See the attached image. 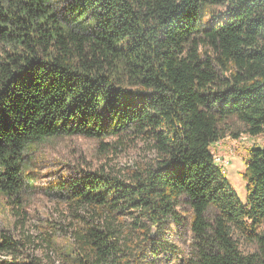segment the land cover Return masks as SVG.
Masks as SVG:
<instances>
[{
  "label": "trees",
  "instance_id": "1",
  "mask_svg": "<svg viewBox=\"0 0 264 264\" xmlns=\"http://www.w3.org/2000/svg\"><path fill=\"white\" fill-rule=\"evenodd\" d=\"M221 1L71 0L62 10L60 0H0V193L20 192L25 154L41 139L145 134L154 164L130 181L85 172L70 197L103 215L137 211L147 237L142 219L179 225L186 203L198 264H264V145L249 149L245 202L211 148L233 117L264 135V0H224L225 13L204 19ZM202 41L221 75L201 57ZM234 229L262 254L241 252ZM78 238L87 256L76 264H106L120 250L115 230L91 226Z\"/></svg>",
  "mask_w": 264,
  "mask_h": 264
},
{
  "label": "rangeland",
  "instance_id": "2",
  "mask_svg": "<svg viewBox=\"0 0 264 264\" xmlns=\"http://www.w3.org/2000/svg\"><path fill=\"white\" fill-rule=\"evenodd\" d=\"M69 1L60 0V8L64 10ZM228 6L224 0L208 6L204 19L225 13ZM199 53L222 74L223 67L207 41H202ZM222 128L226 136L211 148L216 157L218 153L228 159L224 167L226 177L239 199L245 202L244 172L249 149L263 146L264 135H249L243 123L234 117L227 119ZM158 158L153 140L145 134L101 138L60 135L33 143L24 158L22 189L12 197L0 193V247L4 236L9 239L6 249L0 251V264L7 261L76 264V260L80 263L87 255L78 236L91 226L106 232L115 230L118 235L120 250L106 264H198L199 247L191 230L190 205L183 203L177 208L183 220L178 221L179 225L167 221L164 227L157 228L142 219L147 228L155 230V236L150 238L146 236V227L136 224L137 211L126 209L103 215L101 208L83 205L70 197L71 185L85 172L105 173L130 181L135 172L154 164ZM206 217L213 221L212 212ZM257 232L264 235V222ZM233 238L244 254H262L260 243L250 234L234 229Z\"/></svg>",
  "mask_w": 264,
  "mask_h": 264
},
{
  "label": "built area",
  "instance_id": "3",
  "mask_svg": "<svg viewBox=\"0 0 264 264\" xmlns=\"http://www.w3.org/2000/svg\"><path fill=\"white\" fill-rule=\"evenodd\" d=\"M217 157L220 158L221 162H222V167H226L228 164V159H225V157L221 156L220 154L216 153Z\"/></svg>",
  "mask_w": 264,
  "mask_h": 264
},
{
  "label": "water",
  "instance_id": "4",
  "mask_svg": "<svg viewBox=\"0 0 264 264\" xmlns=\"http://www.w3.org/2000/svg\"><path fill=\"white\" fill-rule=\"evenodd\" d=\"M155 236V230H152V233L150 235V238H153Z\"/></svg>",
  "mask_w": 264,
  "mask_h": 264
},
{
  "label": "bare ground",
  "instance_id": "5",
  "mask_svg": "<svg viewBox=\"0 0 264 264\" xmlns=\"http://www.w3.org/2000/svg\"><path fill=\"white\" fill-rule=\"evenodd\" d=\"M214 156H215V155H214ZM215 157H216V156H215ZM216 160L221 162L220 158H218V157H216Z\"/></svg>",
  "mask_w": 264,
  "mask_h": 264
}]
</instances>
